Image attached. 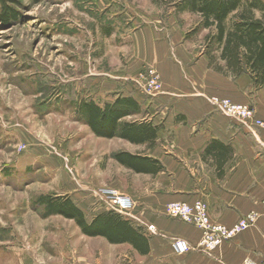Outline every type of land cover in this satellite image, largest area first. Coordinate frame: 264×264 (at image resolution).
Segmentation results:
<instances>
[{
	"label": "rangeland",
	"instance_id": "obj_1",
	"mask_svg": "<svg viewBox=\"0 0 264 264\" xmlns=\"http://www.w3.org/2000/svg\"><path fill=\"white\" fill-rule=\"evenodd\" d=\"M7 3L20 14L4 22L0 6V264H112L113 254L119 262L123 254L137 259L128 246H112L104 237L84 234L74 219L44 216L36 198L66 194L78 204L88 202L90 216L110 207L96 190L113 187L130 194L119 188L130 190L136 175L121 169L114 157L126 143L97 136L78 120L77 104L84 99L113 100L120 89L115 83L124 82L115 78L137 73L132 71L135 32L154 24L171 30L176 25L186 37L191 35L187 49L195 51L196 62L203 53L209 57L208 31L194 32L199 17L178 12L172 0ZM140 69L134 77L154 70L163 92L156 66L145 63ZM228 77L225 87L232 80L238 98L255 94L247 76ZM161 93L142 92L146 98ZM143 112L133 116H163L159 107ZM134 183L142 187L147 180Z\"/></svg>",
	"mask_w": 264,
	"mask_h": 264
},
{
	"label": "crops",
	"instance_id": "obj_2",
	"mask_svg": "<svg viewBox=\"0 0 264 264\" xmlns=\"http://www.w3.org/2000/svg\"><path fill=\"white\" fill-rule=\"evenodd\" d=\"M174 26L171 30L154 24L135 32L132 37L135 50L132 71L137 72L134 76L145 63L155 65L163 81L161 94L146 98L133 81L136 77L119 75L115 78L124 80L120 86L115 83L116 88L120 87L115 97L132 95L143 109L159 107L163 113V116L127 117L128 120H150L158 126L157 138L154 145H150L116 137L127 145L119 151L152 157L164 168L156 173L137 172L115 159L121 169L136 175L134 181L147 180L142 187L131 180L130 190L123 186L118 188L135 199V207L128 214H121L147 238L149 251L144 254L129 242L111 243L104 237L112 246H128L137 256L134 259L123 254L119 262L117 254H113L112 264H245L247 259L264 264V128L249 132L237 120L217 111L211 103L214 96L249 103L264 120V86L256 88L251 76L243 74L239 77L250 79L249 87L255 89V94L251 98H238L232 80V84L225 87L228 75L212 69L210 58L204 53L193 62L195 51L187 49L191 35L186 37ZM204 31L209 30L201 28L197 32ZM188 61L192 63L187 64ZM213 142L228 148L226 158L220 160L207 151ZM129 147H143L144 150L136 152ZM174 200L205 201L211 220L225 225L234 224L252 210H259L263 215L254 226L224 242L212 253L191 250L177 254L172 247L175 238L186 239L195 245L201 239L202 231L194 224L168 214L167 205ZM76 203L88 221L107 210L96 209L88 216V202ZM151 225L155 227L153 230L149 229Z\"/></svg>",
	"mask_w": 264,
	"mask_h": 264
},
{
	"label": "trees",
	"instance_id": "obj_3",
	"mask_svg": "<svg viewBox=\"0 0 264 264\" xmlns=\"http://www.w3.org/2000/svg\"><path fill=\"white\" fill-rule=\"evenodd\" d=\"M178 12H191L199 16L193 29H208L205 36L210 66L226 75L251 76L256 88L264 86V1L263 0H172ZM2 20L14 21L19 12L0 0ZM217 51L216 56L213 53ZM78 120L89 125L99 137H120L133 143L154 145L157 125L148 119H126L143 114L139 101L132 95L119 94L113 100L97 102L84 99L77 104ZM224 159L228 148L213 142L207 150ZM120 163L137 172L156 173L164 168L159 160L145 155L119 151L114 154ZM43 215H62L74 219L88 236H103L111 243H131L141 253H148V241L120 212L109 209L87 220L85 212L66 194H42L36 198Z\"/></svg>",
	"mask_w": 264,
	"mask_h": 264
},
{
	"label": "built area",
	"instance_id": "obj_4",
	"mask_svg": "<svg viewBox=\"0 0 264 264\" xmlns=\"http://www.w3.org/2000/svg\"><path fill=\"white\" fill-rule=\"evenodd\" d=\"M133 81L139 89L147 95H156L162 92V84L159 76L154 70H142L139 77ZM211 103L228 116L237 120L249 132H255L257 128H264V120L257 115L256 108L249 103H240L226 97L214 96ZM95 194L103 203L109 205V209L116 210L123 214H128L135 205V199L130 194H125L116 188L108 187L95 191ZM264 205V198L262 200ZM167 212L171 217L181 219L187 223L194 224L202 231V237L195 245L183 238H175L172 247L175 253L184 254L191 250H199L212 253L224 242L230 241L241 232L254 226L262 217L259 210H252L242 216L232 225H225L213 222L209 216V206L205 201L189 203L187 201L174 200L168 203ZM154 225L149 226L153 230ZM264 236V227H263ZM245 264H258L252 259H247Z\"/></svg>",
	"mask_w": 264,
	"mask_h": 264
}]
</instances>
